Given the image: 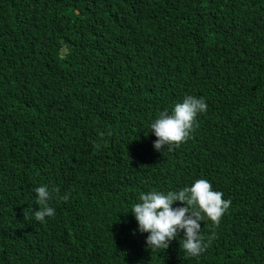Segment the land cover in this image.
I'll use <instances>...</instances> for the list:
<instances>
[{"label": "trees", "instance_id": "16d2710c", "mask_svg": "<svg viewBox=\"0 0 264 264\" xmlns=\"http://www.w3.org/2000/svg\"><path fill=\"white\" fill-rule=\"evenodd\" d=\"M185 95L206 111L154 150ZM199 178L230 201L205 251H151L132 204ZM0 264H264V0H0Z\"/></svg>", "mask_w": 264, "mask_h": 264}, {"label": "clouds", "instance_id": "9594fccd", "mask_svg": "<svg viewBox=\"0 0 264 264\" xmlns=\"http://www.w3.org/2000/svg\"><path fill=\"white\" fill-rule=\"evenodd\" d=\"M207 107L203 96L185 95L172 106L170 112H160L148 126L156 138L153 141L154 150H171L174 145L185 142L193 130L196 116L204 113ZM34 192V202L39 207L24 212L25 217L31 214L32 218L41 222L45 217L54 216L55 209L48 204L51 198L48 186L41 184L34 188ZM222 196V192L213 190L208 180L199 178L179 190L141 192L129 211L137 222V230L147 233L145 246L151 251L166 249L182 231L180 250L187 257H198L207 247L200 232V222L207 218L214 224L219 223L230 205V201ZM59 198L67 200L68 195ZM174 202L181 203L173 206Z\"/></svg>", "mask_w": 264, "mask_h": 264}]
</instances>
